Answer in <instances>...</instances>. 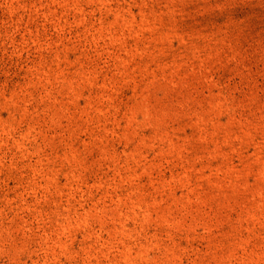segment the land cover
Returning a JSON list of instances; mask_svg holds the SVG:
<instances>
[{
	"label": "rangeland",
	"instance_id": "1",
	"mask_svg": "<svg viewBox=\"0 0 264 264\" xmlns=\"http://www.w3.org/2000/svg\"><path fill=\"white\" fill-rule=\"evenodd\" d=\"M0 264H264V0H0Z\"/></svg>",
	"mask_w": 264,
	"mask_h": 264
}]
</instances>
